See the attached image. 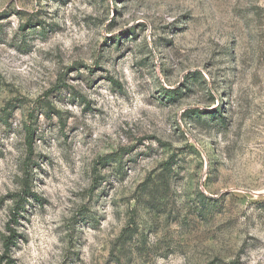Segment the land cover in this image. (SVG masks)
Here are the masks:
<instances>
[{"label": "rangeland", "instance_id": "obj_1", "mask_svg": "<svg viewBox=\"0 0 264 264\" xmlns=\"http://www.w3.org/2000/svg\"><path fill=\"white\" fill-rule=\"evenodd\" d=\"M0 264H264V0H0Z\"/></svg>", "mask_w": 264, "mask_h": 264}, {"label": "trees", "instance_id": "obj_2", "mask_svg": "<svg viewBox=\"0 0 264 264\" xmlns=\"http://www.w3.org/2000/svg\"><path fill=\"white\" fill-rule=\"evenodd\" d=\"M26 130H27V135H28L27 139H28V142H30L31 141L32 130L30 129V126H28V125L26 126ZM27 182H28V178H25L24 183H23L24 186H25V189L20 191V192H18V193L13 194V196H12L15 201H14L13 206L11 207V211L10 212H11V217H12L11 221L14 222V223H16L15 219H16V216L18 215V210H20L22 208L23 202H25L24 201L25 200L24 199L25 198L24 197L25 196L24 192H26V194L30 193V190H29L30 185ZM10 232H11L10 235H7V236L4 235L2 237L3 246H4L5 250L9 249V245L13 244V242H14L13 240H14L15 233H14V231L12 229H10ZM1 258H3V257H1Z\"/></svg>", "mask_w": 264, "mask_h": 264}]
</instances>
